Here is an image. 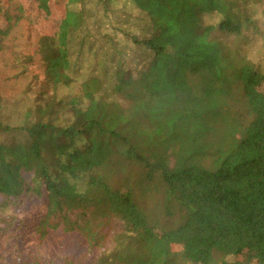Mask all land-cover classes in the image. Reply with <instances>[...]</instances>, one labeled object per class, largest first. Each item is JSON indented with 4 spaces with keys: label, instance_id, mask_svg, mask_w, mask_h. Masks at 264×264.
<instances>
[{
    "label": "trees",
    "instance_id": "trees-1",
    "mask_svg": "<svg viewBox=\"0 0 264 264\" xmlns=\"http://www.w3.org/2000/svg\"><path fill=\"white\" fill-rule=\"evenodd\" d=\"M13 1L47 66L0 119V264L33 216L80 237L59 264H264V0Z\"/></svg>",
    "mask_w": 264,
    "mask_h": 264
},
{
    "label": "rangeland",
    "instance_id": "rangeland-1",
    "mask_svg": "<svg viewBox=\"0 0 264 264\" xmlns=\"http://www.w3.org/2000/svg\"><path fill=\"white\" fill-rule=\"evenodd\" d=\"M115 3L117 8L127 9L135 14L138 12L133 5L125 1ZM249 8L254 10L256 18L261 20L264 1ZM11 12L14 19L20 15L18 1L12 2ZM31 32V25L25 20H21L15 22L12 32L5 37L0 36V92L6 100L4 109L0 112L2 120L18 122L26 108L38 100L39 92L43 90L46 83L45 68L47 63L37 50L36 42L33 40L34 34ZM259 50L264 51V48H259ZM259 62L264 69V56L259 58ZM66 92L67 90L61 92V96L66 95ZM36 217L33 216L30 221L27 220V225L24 227L13 228L12 234H8L4 241L6 259L2 261V264H19L26 260H32L39 253L43 256L48 255L49 261L59 264L63 255L80 249V237L76 234H65L62 231L50 232L45 241L40 242L35 235L26 231L36 220ZM217 259L221 260L220 257ZM238 260L242 261L243 257L239 256ZM226 261L231 263L234 258L228 257Z\"/></svg>",
    "mask_w": 264,
    "mask_h": 264
}]
</instances>
